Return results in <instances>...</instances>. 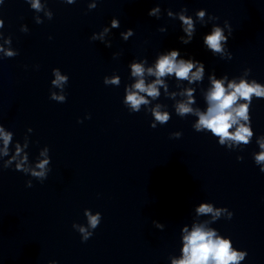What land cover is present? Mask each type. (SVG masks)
Masks as SVG:
<instances>
[{
    "label": "water",
    "instance_id": "water-1",
    "mask_svg": "<svg viewBox=\"0 0 264 264\" xmlns=\"http://www.w3.org/2000/svg\"><path fill=\"white\" fill-rule=\"evenodd\" d=\"M39 3L34 9L32 0H0V19L5 20L0 49L18 53L7 57L0 51V123L13 133L9 154L0 155V264H171L180 255L181 228L194 223H206L231 236L234 247L246 248L241 264H264V172L254 161L264 140V98H252L254 135L247 144L220 145L210 132L193 129L195 114L176 113L177 104L187 100L186 88L195 89L193 109L207 108L213 72L264 83V0ZM201 7L219 21L208 15L196 21ZM181 12L196 24L188 44L179 40L186 36ZM113 18L120 21L118 28L111 27ZM225 19L233 35L221 58L203 45L202 37L211 24ZM129 27L134 34L125 40ZM170 48L204 61L203 79L190 84L165 76L167 89L159 86L158 97H147V105L131 111L123 103L126 88L138 79L131 63L144 61L147 68ZM57 67L69 74L63 89L51 83ZM105 76H118L119 85H105ZM144 78L146 83L156 79L147 72ZM52 93H67V99L57 102L50 99ZM157 105L170 119L152 128ZM17 143L22 149L18 160L28 153L23 166L29 171L50 147L51 171L43 182L15 170L16 162L5 169ZM201 200L227 207L215 219L197 215ZM87 208L99 210L102 220L82 241L72 226L87 225ZM154 220L165 227L157 228Z\"/></svg>",
    "mask_w": 264,
    "mask_h": 264
},
{
    "label": "clouds",
    "instance_id": "clouds-1",
    "mask_svg": "<svg viewBox=\"0 0 264 264\" xmlns=\"http://www.w3.org/2000/svg\"><path fill=\"white\" fill-rule=\"evenodd\" d=\"M69 4L75 3V0H67ZM32 8L39 9V0H32ZM90 7L94 8L95 5ZM159 10V6L150 8L148 15L153 16L155 12ZM171 16L172 13L168 12ZM214 17L216 21H219L220 17L213 13H209L207 8L201 7L195 12V20L203 21L205 16ZM181 22L182 32L186 34L181 35L179 40L183 44H188L192 41L196 33V24L192 16L185 15L181 12L178 16ZM112 28H118L120 21L116 18L110 21ZM5 25V20L0 19V28ZM109 29L105 27L103 32H107ZM134 34V29L129 27L124 36L126 40L129 35ZM101 36L103 33L100 34ZM233 35V27L228 19H225L223 23L211 24L210 30L203 34V45L211 51L213 55L221 54L225 51V46H228L229 38ZM51 38V37H49ZM96 33L90 36L91 40H95ZM101 42L103 40L101 39ZM110 47V45H106ZM4 55L7 57H13L18 55L17 52L11 50H3ZM115 56V54H113ZM178 57H180L178 59ZM131 74L134 77H138L136 82L129 88H126V95L123 99V103L127 105L131 111L138 112L142 104L147 105L149 103L147 97L156 98L160 95L159 86H163L167 89V84L164 79L165 76H175L177 80H187L190 84L195 81L203 79L205 72V63L200 59L194 57H181L179 48H170L168 51L160 54L154 65L145 68L144 61H135L130 65ZM194 69V70H193ZM252 69L249 67L248 71ZM149 76H155V80L146 83L145 73ZM54 79L51 83L59 88H64L69 81V74L62 72L59 67L53 69ZM210 87L205 94V100L207 102V108L204 110L193 109L194 103L193 93L195 89L186 88L183 95L187 96L185 102H180L176 106V113L180 116H184L189 113L195 114L198 119L193 125V129L197 132H210L213 136L219 138L220 145L230 146L232 143L247 144L250 138L254 135L253 129L250 123L249 108L252 102V98H264V83L256 80L249 81L246 78L232 80L228 79L227 75L217 76L213 72L209 76ZM120 78L114 76L109 78L104 77L105 85H119ZM50 99L57 102H64L67 99V93L57 95L55 93L50 94ZM243 101V102H241ZM153 122L150 125L152 128L156 127V122L165 124L170 119V113L167 111H161L159 105L153 109ZM90 117V114H89ZM31 130V126H29ZM231 129V130H230ZM177 136L179 133L176 134ZM13 139V133L6 130L3 123H0V140L3 142V147L0 148V155L9 154V144ZM27 147V144L24 145ZM261 151L254 156L256 164L261 165L260 171L264 172V140L260 141ZM21 145H15V155L5 162V169L10 167L14 162V169L22 171L26 175L35 177L40 182H43L51 171L49 165L51 164L52 157L48 153L50 147L46 146L41 155L45 158L36 164L35 169L29 171L23 165L28 160V153L24 152L22 159L18 160L21 156ZM238 160H242V157H238ZM38 169V170H37ZM32 180L26 181V186L31 187ZM226 207H216L214 204L207 200H201L195 208L197 215L211 214L213 219L221 216L222 212L226 210ZM233 211L229 213V219L233 216ZM85 215L87 217V225L77 226L73 224V228L77 229L82 234L81 240L87 241L94 233V230L101 223L102 213L99 210L93 211L91 208L85 209ZM153 223L159 229H163L165 224L159 220H154ZM182 232V247L180 249V255L178 257L171 258V264H241L248 255L246 248L234 247V242L231 236L224 235L218 232L216 228L207 227L206 223H194L191 228L184 225L181 228ZM50 264H59L57 260H51Z\"/></svg>",
    "mask_w": 264,
    "mask_h": 264
}]
</instances>
